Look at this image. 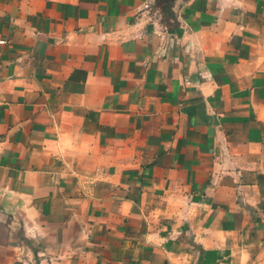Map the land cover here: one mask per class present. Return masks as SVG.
<instances>
[{
    "label": "crops",
    "instance_id": "0c3cea01",
    "mask_svg": "<svg viewBox=\"0 0 264 264\" xmlns=\"http://www.w3.org/2000/svg\"><path fill=\"white\" fill-rule=\"evenodd\" d=\"M0 264H264V0H0Z\"/></svg>",
    "mask_w": 264,
    "mask_h": 264
}]
</instances>
